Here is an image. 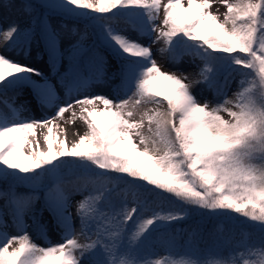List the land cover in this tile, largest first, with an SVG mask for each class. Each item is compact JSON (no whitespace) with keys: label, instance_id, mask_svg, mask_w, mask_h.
I'll list each match as a JSON object with an SVG mask.
<instances>
[{"label":"snow or ice","instance_id":"obj_1","mask_svg":"<svg viewBox=\"0 0 264 264\" xmlns=\"http://www.w3.org/2000/svg\"><path fill=\"white\" fill-rule=\"evenodd\" d=\"M217 2L223 13L212 10ZM9 6L20 17L0 24V264H264V0ZM120 18L127 27L111 24ZM101 19L99 49L85 46L86 29L69 27ZM33 52L47 56L48 72L15 58ZM157 55L196 70L164 71ZM31 107L54 114L23 115ZM70 110L68 122L86 126L71 143L57 123ZM193 210L254 232L242 231L227 258L171 247L152 258L153 235ZM26 218L61 242L36 243Z\"/></svg>","mask_w":264,"mask_h":264},{"label":"rangeland","instance_id":"obj_2","mask_svg":"<svg viewBox=\"0 0 264 264\" xmlns=\"http://www.w3.org/2000/svg\"><path fill=\"white\" fill-rule=\"evenodd\" d=\"M162 2L166 3V0H162ZM18 3H19V0H0V24H3L4 22L10 21L13 19H18L20 17V13H19L18 9L15 7L9 6V5L18 4ZM217 7L219 8L221 13H223L225 11L224 6L219 4L218 2L213 5L212 10L215 11ZM95 15L101 16L100 14H95ZM162 18H163V10L161 9L159 17L157 18V23H159L162 20ZM91 22L92 21H88V23L85 21H81V22H78L76 24L69 23V27L70 28L71 27H77L81 32L85 31V29H86L87 30V39L84 41L85 46L88 47V46H91L92 44L95 43V44H97V48L99 49L100 48L99 42L101 41L102 36H101V34H99V36H97V34L92 30ZM96 22H98L101 26L104 21L101 19V20H98ZM53 23H56V21H53ZM111 24L117 28L127 27V22H126L125 18H120L118 20L112 21ZM129 30L131 31L130 27H129ZM70 38L75 39L73 37H70ZM142 39H144L145 42H147V38L142 37ZM3 51H4V47L2 45H0V52H3ZM5 54L6 55H14L11 52H6ZM15 58L16 59H22L24 62H26L30 65L39 67V68L45 70L46 72L49 71L46 67L47 56L44 55L43 53L37 54V53L33 52V53L28 54V55L21 54L19 56H15ZM156 60H157V63L162 67V70L174 71L178 75L181 73H189L190 74L196 70L195 65H192L190 62L183 64V65H180V66H173L170 64V62L167 58H163L160 55L156 56ZM196 63H199V61L197 60ZM110 64L113 67L115 66V61L112 60L111 58H110ZM110 71H111V69H110ZM223 73H224V71H223ZM226 74L227 73L225 72L224 75H226ZM223 76H222L221 81L223 80ZM239 79H240V77L236 76L235 79H233L230 82V87H229L228 93H227L229 99H232L233 93L235 91H237ZM185 82L187 83L188 81H185ZM104 91L111 92V89L110 88H104ZM193 91L199 93V86L196 89H193ZM203 96H204V98L211 101V103H213V104H215L217 102V98L211 92L205 91L203 93ZM198 98H199V96H198ZM20 103H25V101L22 98H19V99H17V104H20ZM101 107H103V106L101 105ZM144 107H152V106L149 105V106H144ZM144 107H140L137 109V115L134 117V119L139 118V115L141 112H143ZM74 110L76 111L77 117H78L79 106H75ZM45 114H47V115L54 114V109H48L45 112H40V111L36 110L34 107H31L29 109V111L23 113V115H25V116H33L34 115L37 117H40V116L45 115ZM222 115H224L225 119L229 118L226 113H222ZM70 119H71V110L69 112H66L64 114L63 118L57 121V123H59L62 128L67 130V140L69 143L78 139V137L75 135L76 132L83 134L84 131L86 130L85 124L79 118H76L74 123H69L68 121ZM146 129H147V123L145 122V131H146ZM38 131H40V130H38ZM41 145L43 146L42 136H41ZM76 199H79V196H77ZM128 200L131 201V196L128 197ZM129 206H131V205H129ZM192 213L199 214V211L193 210L191 212V214ZM191 214L188 217H190ZM48 219H49V216L47 213H45V217H44L45 222ZM26 223L29 225L27 230L30 233L32 239L36 243H38L39 245L47 246L49 243L55 244V243L61 242V236H60L59 231H56V230L50 228L47 232V235H44L38 231V229L36 228V225L33 224L31 218H26ZM131 226H132V221H129L128 227H131ZM219 227H221V224H219ZM79 228H80V225H79V222L77 221L76 222L77 231H79ZM7 232L10 234H13V235L18 233V229L14 225H12L11 220H9V226L7 228ZM155 236H157V233L154 234V237ZM81 242H83L82 237H81ZM13 247H15V245H13ZM150 251H152L156 254V256L152 257V258H158V257L167 255L168 247L166 246V243L164 241H160L158 243H155L154 246H151ZM228 255H229V252H228ZM215 258H221V257H215Z\"/></svg>","mask_w":264,"mask_h":264},{"label":"trees","instance_id":"obj_3","mask_svg":"<svg viewBox=\"0 0 264 264\" xmlns=\"http://www.w3.org/2000/svg\"><path fill=\"white\" fill-rule=\"evenodd\" d=\"M110 14H101L107 16ZM88 22V21H87ZM92 29L99 35L102 33V27L99 23L91 22ZM223 71L221 72L222 77ZM13 92L7 91V96L11 97ZM0 111H6L3 104H0ZM236 214H233L235 216ZM237 220L243 221V217H237ZM221 224V227H219ZM242 231L253 233L254 230L243 226L236 222L225 223L216 216L204 212L201 214L192 213L190 217L182 221L173 222L171 225L162 227L156 237H153L151 246L156 242L165 241L166 246L173 248L175 253L183 254L190 250L195 249L200 253L218 252L219 256L227 258L229 249L235 244L236 241L242 239ZM195 233V235H193ZM258 233L252 236L256 239ZM169 254V251H168ZM167 254V255H168ZM175 258L179 259V255ZM211 259L213 257L208 256Z\"/></svg>","mask_w":264,"mask_h":264},{"label":"bare ground","instance_id":"obj_4","mask_svg":"<svg viewBox=\"0 0 264 264\" xmlns=\"http://www.w3.org/2000/svg\"><path fill=\"white\" fill-rule=\"evenodd\" d=\"M71 129V128H70ZM39 132V131H38ZM40 140H41V137H40Z\"/></svg>","mask_w":264,"mask_h":264}]
</instances>
